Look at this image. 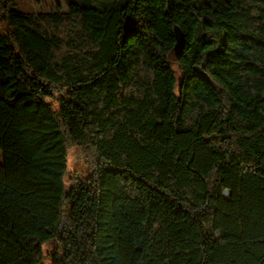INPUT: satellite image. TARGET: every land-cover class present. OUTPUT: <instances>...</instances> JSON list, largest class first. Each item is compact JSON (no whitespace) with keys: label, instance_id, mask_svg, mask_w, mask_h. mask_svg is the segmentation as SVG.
Segmentation results:
<instances>
[{"label":"trees","instance_id":"obj_1","mask_svg":"<svg viewBox=\"0 0 264 264\" xmlns=\"http://www.w3.org/2000/svg\"><path fill=\"white\" fill-rule=\"evenodd\" d=\"M94 1L0 0V264H264V0Z\"/></svg>","mask_w":264,"mask_h":264},{"label":"rangeland","instance_id":"obj_2","mask_svg":"<svg viewBox=\"0 0 264 264\" xmlns=\"http://www.w3.org/2000/svg\"><path fill=\"white\" fill-rule=\"evenodd\" d=\"M80 4L85 5L89 4L91 6H98V2L94 0H77ZM41 2L46 3H56V2H64V0H15L14 5L10 7L22 10V11H30L37 10L40 7ZM168 65L172 69L175 74L177 83L181 77L180 72L176 69L172 60L168 61ZM2 161V153L0 151V162ZM94 157L90 150H88L84 146L73 145L67 151L66 156V172L64 174V183L66 186V190L70 187L77 185L79 181H83L88 179L97 169V166L94 162ZM225 196L227 193L225 192ZM56 244L54 242L44 243L42 245V252L44 255V264H50L53 256L57 252L55 250ZM61 259V258H60ZM65 259L63 262L60 261L59 264H69Z\"/></svg>","mask_w":264,"mask_h":264}]
</instances>
